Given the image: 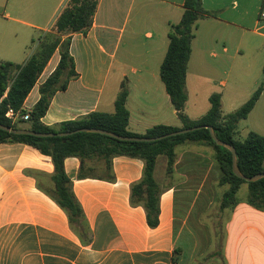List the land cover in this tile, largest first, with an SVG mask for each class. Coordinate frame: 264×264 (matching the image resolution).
Segmentation results:
<instances>
[{
    "label": "crops",
    "instance_id": "crops-1",
    "mask_svg": "<svg viewBox=\"0 0 264 264\" xmlns=\"http://www.w3.org/2000/svg\"><path fill=\"white\" fill-rule=\"evenodd\" d=\"M67 1L0 0V62L24 65L41 37L52 30ZM256 1L201 0L208 14L194 27L185 90L186 105L193 95L202 97L203 107L206 100L208 108L194 119L185 111L190 120L208 111L212 94H219L223 101L232 68L234 94L239 95L240 76L248 68L239 59L246 47L247 33L264 38L259 33L264 29L259 18L264 2L251 9L247 6ZM183 3L184 0H99L90 29L71 37L69 52L77 75L64 90L54 93L41 123L56 128L92 112L111 114L124 85L130 133L143 135L156 125L181 128L160 80L159 68L167 51L170 26L180 21ZM36 32L42 35L33 45ZM30 45V52H25ZM57 53L56 50L24 100V110L30 111L38 101L39 86L59 61ZM45 71L48 73L42 79ZM222 74L227 80H220ZM257 87L255 81L246 96ZM262 97L264 91L256 104ZM15 121L25 122L19 118ZM86 162L90 171L78 179L79 159L64 160L65 174L82 211V218L70 223L64 210L46 194L53 188L50 158L24 144H0V264H173V252L179 250L178 224L182 223L175 215L177 185L158 183V225L150 228L142 206L130 204V186L141 179L142 161L114 157L108 172L102 160ZM179 162H175L174 175L181 173L177 169ZM162 167L169 179L166 161ZM95 169L101 175H93Z\"/></svg>",
    "mask_w": 264,
    "mask_h": 264
},
{
    "label": "trees",
    "instance_id": "trees-1",
    "mask_svg": "<svg viewBox=\"0 0 264 264\" xmlns=\"http://www.w3.org/2000/svg\"><path fill=\"white\" fill-rule=\"evenodd\" d=\"M99 0H68L57 16L50 33L39 40L35 52L24 65L0 62V124L13 129H27L38 133H63L77 129H100L124 137H160L180 129L196 126H210L221 141L232 145L237 156V166L245 177L264 174V136L249 132L245 139L236 138L238 123L245 120L254 108L264 85H260L250 98L237 110L222 114L221 97L212 94L208 111L197 120H190L185 114L187 94L185 90L186 70L190 59L191 41L194 27L206 13L202 9L201 0H184V12L177 24L171 25L168 32V47L159 68L160 80L164 84L181 128L156 125L149 128L143 135L133 134L127 130L129 114L125 106L127 90L124 85L114 102L111 114L92 112L86 117L60 123L56 128L41 123L51 97L55 92L64 90L67 82L76 77L74 62L69 52L71 37L74 34L86 33L93 22ZM59 61L39 86V99L30 111L23 109V103L46 64L55 51ZM8 110L14 113L29 114L25 122L11 121L5 117ZM20 143L37 150L41 155L50 158L53 174L50 177L53 188L46 192L64 212L70 223H77L82 218V211L71 191V182L65 174L64 160L74 157L79 159L78 179L85 178L90 168L86 161H104L105 171L110 170L111 159L118 156L139 159L143 163L141 179L130 186V204L142 206L145 211L146 223L150 228L158 225L160 188L154 180L153 173L159 156L166 158V175L172 176L176 162L177 146L194 144L210 147L213 160L218 166L219 186H227L223 193L220 208L237 206L236 194L242 184L248 186L247 203L249 206L264 210V178L255 182H246L237 178L231 167V153L219 147L210 137L207 129H200L186 134L168 137L154 142H118L107 136L78 132L65 137L39 138L28 135H13L0 130V144ZM113 177L108 174V179ZM179 250H174L172 263L176 264Z\"/></svg>",
    "mask_w": 264,
    "mask_h": 264
},
{
    "label": "rangeland",
    "instance_id": "rangeland-1",
    "mask_svg": "<svg viewBox=\"0 0 264 264\" xmlns=\"http://www.w3.org/2000/svg\"><path fill=\"white\" fill-rule=\"evenodd\" d=\"M262 2L264 0L251 4L247 2V6L251 9ZM262 23L264 20H261ZM259 33L264 34V29H259ZM41 35L40 32L34 34L33 45ZM33 45L27 47L25 52L29 53ZM239 59L248 64V68L240 76V86L244 89L241 88L239 95L234 94L235 72L232 68L221 102L223 115L234 112L250 98L252 94L246 96V93L255 81H258V86L264 85V38L247 33L246 47L242 49ZM47 70L50 71L51 68ZM47 73L45 71L42 79ZM219 78L227 80L223 74ZM204 103L205 107L202 97L194 98L191 95L185 108L186 114L192 119L200 116L208 108V102L205 100ZM249 132L264 136V97L247 118L238 123L236 138L243 140ZM175 153L176 160L180 161L177 169H181V173L173 174L169 179L165 177L162 165L166 158L161 156L155 180L161 184L168 181L175 183L178 188L175 215L182 223L178 224L177 229L179 253L176 263L264 264V210L248 205L247 184H242L236 194L237 207L221 210L220 201L228 187L218 185L220 172L213 160V150L206 146L185 144L177 146ZM92 174L99 176L101 172L95 169Z\"/></svg>",
    "mask_w": 264,
    "mask_h": 264
},
{
    "label": "water",
    "instance_id": "water-1",
    "mask_svg": "<svg viewBox=\"0 0 264 264\" xmlns=\"http://www.w3.org/2000/svg\"><path fill=\"white\" fill-rule=\"evenodd\" d=\"M200 129H207L209 131L210 137L212 138V140L215 142L217 146L223 147L227 149L228 151H230L232 172L237 178L244 180L246 182H255L259 179L264 178V174H258L253 177H245L244 175H242L237 166V156H236L235 148L232 145L227 144L221 141L220 139H218L214 133V130L210 126H196V127H191L187 129H180L178 131H175V132H172V133L160 136V137L145 138V137H124V136L116 135L112 132H108V131H104L100 129H88V128H82V129H77L71 132H63V133H56V134L38 133V132H33L27 129H13L8 126L0 124V130L13 134V135H28V136H34V137H39V138H46V137H54V136L65 137V136H69L71 134H75L78 132H84V133H93V134L107 136L118 142H154V141L162 140L168 137L182 135V134H186V133L200 130Z\"/></svg>",
    "mask_w": 264,
    "mask_h": 264
},
{
    "label": "built area",
    "instance_id": "built-area-1",
    "mask_svg": "<svg viewBox=\"0 0 264 264\" xmlns=\"http://www.w3.org/2000/svg\"><path fill=\"white\" fill-rule=\"evenodd\" d=\"M259 18L264 20V11H261L259 14ZM5 117L10 119L11 121H15L17 118H19L22 121H28L29 120V114H19V113H14L12 110H8L5 114Z\"/></svg>",
    "mask_w": 264,
    "mask_h": 264
}]
</instances>
